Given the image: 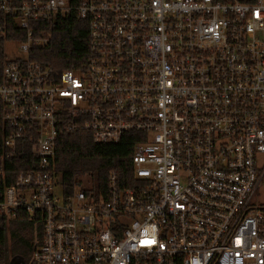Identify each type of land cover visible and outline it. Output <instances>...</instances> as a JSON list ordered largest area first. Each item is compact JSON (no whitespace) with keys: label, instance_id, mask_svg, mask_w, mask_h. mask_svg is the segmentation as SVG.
<instances>
[{"label":"built area","instance_id":"2783aa9c","mask_svg":"<svg viewBox=\"0 0 264 264\" xmlns=\"http://www.w3.org/2000/svg\"><path fill=\"white\" fill-rule=\"evenodd\" d=\"M74 9L90 57L59 71L38 50ZM79 130L138 133L134 187L65 190ZM0 135V215L35 222L32 264H264V0H0Z\"/></svg>","mask_w":264,"mask_h":264},{"label":"trees","instance_id":"16d2710c","mask_svg":"<svg viewBox=\"0 0 264 264\" xmlns=\"http://www.w3.org/2000/svg\"><path fill=\"white\" fill-rule=\"evenodd\" d=\"M70 3L76 7L80 0ZM49 25L53 39L47 47L39 48L38 58L59 71L83 66L90 57L88 19L80 17L74 9ZM137 141V132L127 133L119 143H96L87 130L60 136L56 167L62 174L65 190L73 192L84 183L95 191L103 190L112 171L117 174L120 187H134L132 155ZM34 233L35 222L25 211L9 221L0 215V264H32Z\"/></svg>","mask_w":264,"mask_h":264},{"label":"rangeland","instance_id":"374dc122","mask_svg":"<svg viewBox=\"0 0 264 264\" xmlns=\"http://www.w3.org/2000/svg\"><path fill=\"white\" fill-rule=\"evenodd\" d=\"M7 53L10 57H15L18 55H21V52L19 50V44L17 43H8L7 44ZM57 191H59V188L57 189ZM260 194L258 200L260 202H264V186L260 189Z\"/></svg>","mask_w":264,"mask_h":264},{"label":"snow or ice","instance_id":"6c2138e0","mask_svg":"<svg viewBox=\"0 0 264 264\" xmlns=\"http://www.w3.org/2000/svg\"><path fill=\"white\" fill-rule=\"evenodd\" d=\"M141 243L142 244H152V243H154V241L146 239V240L142 241Z\"/></svg>","mask_w":264,"mask_h":264},{"label":"clouds","instance_id":"9594fccd","mask_svg":"<svg viewBox=\"0 0 264 264\" xmlns=\"http://www.w3.org/2000/svg\"><path fill=\"white\" fill-rule=\"evenodd\" d=\"M192 264H198V262L196 260H193Z\"/></svg>","mask_w":264,"mask_h":264}]
</instances>
